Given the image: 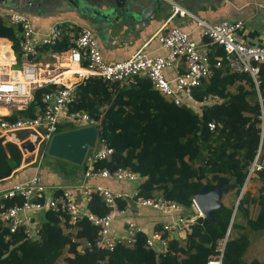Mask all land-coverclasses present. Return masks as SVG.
Segmentation results:
<instances>
[{"label": "trees", "instance_id": "trees-1", "mask_svg": "<svg viewBox=\"0 0 264 264\" xmlns=\"http://www.w3.org/2000/svg\"><path fill=\"white\" fill-rule=\"evenodd\" d=\"M114 1L117 5L122 3V0ZM8 12L11 8L0 6V38L12 42L19 59L21 27L5 20L2 13ZM65 34L66 31L54 44L40 46L39 56L68 48L71 43ZM215 46V55H209L211 75L192 87L190 95L198 104L210 97L219 101L204 105L200 113L185 104H174L154 89L147 77L140 76L126 83L88 77L76 85V96L69 110L85 112L96 120L97 146L103 140L105 146L113 148L108 159L95 162L96 168L110 171L129 168L145 178L135 197L160 195L178 202L188 213L192 198L203 186L211 190L221 183L234 190L233 201L237 204L232 202L215 209L214 222L196 218L184 229V243L171 239L166 253L158 257L145 246L147 231L138 232L132 246H117L110 251L97 246L98 227L87 218L71 223L64 211L48 209L40 215L35 239L27 237L23 228L10 233L8 227L0 224V264H57L65 252L66 264H206L209 258L218 255L220 242L229 228L222 264H262L255 258H244L249 246L246 234H231L233 229L244 227L264 234V170L255 175L261 182L257 195L251 197L245 192L237 201L259 140L257 91L248 73L230 71L224 61L215 66V57L224 55L223 48ZM259 80V92L264 98V64L260 65ZM54 89L52 84L37 88L26 109L18 110L11 118L34 116L44 107L43 94ZM209 122L215 123L214 129L208 128ZM66 126L79 127L73 123ZM66 126L60 125L58 131ZM21 161L22 153L17 145L0 140V180L11 175ZM35 164L29 168H35ZM81 166L85 169L84 164ZM107 179L111 178H98L95 182L108 185ZM60 193L57 190L55 195ZM16 201L20 203L16 199L7 204ZM115 201L123 208L128 199ZM252 204L256 212L251 217ZM86 206L97 216H104L110 210L97 193L91 195ZM240 212L245 226L235 221ZM161 225H155L154 229Z\"/></svg>", "mask_w": 264, "mask_h": 264}, {"label": "built area", "instance_id": "built-area-1", "mask_svg": "<svg viewBox=\"0 0 264 264\" xmlns=\"http://www.w3.org/2000/svg\"><path fill=\"white\" fill-rule=\"evenodd\" d=\"M171 17L175 15L190 16L195 19L197 27L201 28V35L224 50L223 56L215 57V66L224 61L230 71L248 73L255 85L259 110V140L255 155L248 165L246 177L241 188L256 175L264 170V98L259 92V69L264 64V42H251L238 34L243 30V21H220L208 23L198 18L188 10L182 8L172 0ZM5 20L21 27L19 50L17 59L12 48V42L7 38H0V140L20 144L31 141L34 145L35 162L37 166L46 154L47 146L52 137L58 133L61 119L78 126H97V121L87 113L71 112L75 87L88 77H98L109 83H126L134 77H147L154 89L176 105L185 104L194 108L198 102L190 95V89L198 86L203 79L212 73V63L208 54L197 50L195 42L188 31L177 27H169L159 33L156 38L158 48L162 54H153L138 48L127 60L105 61L97 46L96 38L89 28H81L72 36L71 45L61 51H48L47 56H39V47L51 45L61 39L64 32L62 22L53 23L44 33H37L30 19L21 12L11 11L2 13ZM9 56L10 58H8ZM19 64V68H13ZM182 65V70L172 78L165 75V69ZM70 73L71 78L66 77ZM55 85V89L42 96L44 107L37 110L34 116H18L11 118L18 110H24L33 99V92L46 85ZM210 130L215 123L207 124ZM101 145L94 146L84 156L83 181L80 184L83 199L77 202L71 192L64 187L48 186L41 175L34 172L29 178L0 188V224L8 227L13 233L23 228L27 237L35 239L40 215L48 209L64 211L69 215L71 223L81 218H87L98 227L97 246L101 249L113 250L117 246H132L138 232L145 230L133 220L122 223L120 232L113 230V221L117 215L125 212L134 205L150 207L163 214L169 215L170 220L164 222L161 228L147 233L145 246L152 249L158 257L166 253L168 242L175 239V233L187 229L196 218L204 217L197 206L194 197L191 200V212L187 213L184 206L176 201L168 200L160 195L154 197H135L136 191L130 194L115 193L102 184L89 185V179L111 178L118 181L134 182L140 178L138 173L129 168L117 167L113 171L95 167V162L108 159L113 148ZM19 148V147H18ZM57 190L61 193L56 196ZM97 193L110 208L104 216H97L91 212L86 204L91 195ZM116 198L128 199L125 207L119 208ZM237 199V201L239 200ZM20 199V203L7 204V201ZM229 230L221 240L218 255L212 256L206 264H222L224 244Z\"/></svg>", "mask_w": 264, "mask_h": 264}, {"label": "crops", "instance_id": "crops-1", "mask_svg": "<svg viewBox=\"0 0 264 264\" xmlns=\"http://www.w3.org/2000/svg\"><path fill=\"white\" fill-rule=\"evenodd\" d=\"M122 0L117 5L114 0H83L85 9L73 7L72 0H48L38 6V11L28 12L23 10L31 21L37 33L46 32L55 22H62L69 41L81 28L92 30L97 46L105 61L127 60L138 48L144 47L145 51L153 54H162L164 51L158 48L156 36L169 27H177L190 33V38L195 42L197 50L208 55H215L217 47L209 38L201 35V28L197 27L196 21L190 16L175 15L171 17V4L167 0ZM182 8L188 10L198 18L208 23H218L228 20L243 21V30L238 34L251 42H264V0H172ZM15 8L16 6H12ZM19 7V6H18ZM11 8V9H13ZM13 9L11 11H15ZM20 12V11H15ZM1 41V40H0ZM47 56L44 54L43 59ZM182 65L165 69L168 78L174 77L182 70ZM72 79V78H71ZM234 90V88H232ZM219 101L218 98L210 97L194 105V110L201 112L204 105H210ZM3 110L4 109H0ZM1 112V111H0ZM69 124L67 120L61 119L59 126ZM68 126L64 130H68ZM14 143V142H12ZM16 144V143H14ZM19 147V144H16ZM20 149V147H19ZM21 151V150H20ZM22 153V151H21ZM22 161L11 175L0 180V188L11 185L14 182L22 181L38 172L43 182L48 186H60L67 188L74 199L82 203L83 195L80 184L83 181V170L81 165L51 157L48 161L43 159L37 166L35 155L24 161L27 155L22 153ZM59 160L62 163H52ZM36 163L35 168H29L30 164ZM58 165H63V169ZM65 166V167H64ZM62 169V170H61ZM140 177L134 182L118 181L107 179L108 185L95 182L97 179L86 181L89 185L102 184L115 193L130 194L136 191L137 187L144 181ZM14 180V182H12ZM104 181V180H103ZM261 182L257 176H253L243 189V193L249 192L250 196H256ZM234 190L228 189L221 198L223 205L235 204ZM235 206V205H234ZM250 216H254L256 206H249ZM126 220H133L148 233L152 232L155 225H161L170 220V216L163 214L150 207L134 205L125 214L117 215L113 221V230L120 232L122 223ZM236 223L245 226V218L240 212L236 217ZM230 231V228L228 229ZM240 233L247 235L249 246L244 254L246 260L253 258L264 264V234L254 231L248 227L233 229L232 236ZM175 238L184 243L185 231L175 233Z\"/></svg>", "mask_w": 264, "mask_h": 264}, {"label": "water", "instance_id": "water-1", "mask_svg": "<svg viewBox=\"0 0 264 264\" xmlns=\"http://www.w3.org/2000/svg\"><path fill=\"white\" fill-rule=\"evenodd\" d=\"M82 1L83 0H72L73 7H76L78 11L81 8L86 10V7H84ZM151 2L153 4L155 3L154 0ZM0 6L13 8L10 5L9 0L6 2L0 1ZM24 8H27V11L30 13L38 11L37 3L31 1L23 2L21 0L19 5L13 9H16L15 11L18 10L20 12H24ZM19 67V64H15L13 66V68L16 69ZM97 137L98 129L95 125L79 126L73 129L59 131L48 143L46 154L51 157L73 163L75 165H82L84 156L88 149L96 146ZM19 147L22 153L27 155L24 161L29 160L34 154V145L31 141H23L19 144ZM229 188L230 185H222L221 183H218L211 190H208L207 186H203L199 193L195 195L194 200L200 211L203 213L204 218H206L208 222L211 223L215 221L214 210L220 209L223 206L221 198L223 193L227 192Z\"/></svg>", "mask_w": 264, "mask_h": 264}, {"label": "flooded vegetation", "instance_id": "flooded-vegetation-1", "mask_svg": "<svg viewBox=\"0 0 264 264\" xmlns=\"http://www.w3.org/2000/svg\"><path fill=\"white\" fill-rule=\"evenodd\" d=\"M0 1H4V2H6V1H8V0H0ZM21 1H23V2H29V1H31V2H35V3H37V6H41L42 3H45V2H47L48 0H45V2H44V0H21ZM9 2H10V5H11V6H17V5H19L20 0H9ZM24 10L27 11V8H24Z\"/></svg>", "mask_w": 264, "mask_h": 264}, {"label": "rangeland", "instance_id": "rangeland-1", "mask_svg": "<svg viewBox=\"0 0 264 264\" xmlns=\"http://www.w3.org/2000/svg\"><path fill=\"white\" fill-rule=\"evenodd\" d=\"M3 47V46H2ZM231 90H233V89H231ZM90 150H92V148H90ZM22 157H23V155H22ZM50 159H54V158H51V156H49V155H45V157H44V160L45 161H48V160H50ZM62 163L63 165H65V163L64 162H61V161H59V160H53V162L52 163ZM63 165H58L59 167H61L62 169H63ZM65 167V166H64ZM61 169V170H62ZM66 255V252L65 253H63V255L58 259V261H57V264H66L64 261H63V257Z\"/></svg>", "mask_w": 264, "mask_h": 264}, {"label": "bare ground", "instance_id": "bare-ground-1", "mask_svg": "<svg viewBox=\"0 0 264 264\" xmlns=\"http://www.w3.org/2000/svg\"><path fill=\"white\" fill-rule=\"evenodd\" d=\"M0 48H2V46ZM7 57L10 58L9 56H7ZM66 77H68V78L70 77L71 78V75H70L69 72L64 75L63 79L66 78ZM0 111L3 112V110H0Z\"/></svg>", "mask_w": 264, "mask_h": 264}]
</instances>
